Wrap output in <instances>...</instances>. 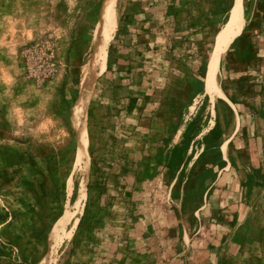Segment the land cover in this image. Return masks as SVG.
Listing matches in <instances>:
<instances>
[{
  "label": "crops",
  "instance_id": "0c3cea01",
  "mask_svg": "<svg viewBox=\"0 0 264 264\" xmlns=\"http://www.w3.org/2000/svg\"><path fill=\"white\" fill-rule=\"evenodd\" d=\"M15 8L0 11V75L37 25ZM113 14L86 110L111 196L89 199L101 239L80 262L264 264V33L242 0H116Z\"/></svg>",
  "mask_w": 264,
  "mask_h": 264
},
{
  "label": "rangeland",
  "instance_id": "374dc122",
  "mask_svg": "<svg viewBox=\"0 0 264 264\" xmlns=\"http://www.w3.org/2000/svg\"><path fill=\"white\" fill-rule=\"evenodd\" d=\"M11 2L23 21L37 25L0 75V264H84V257L96 258L90 242L101 239L89 199L99 195V206L109 201L101 180L111 169L88 145L92 90L83 114L76 117L75 110L107 0H0V11ZM115 5L112 0L113 11ZM242 11L245 21H254L252 29L264 33V0H242ZM198 76L203 83L202 69ZM200 101L192 114L204 109ZM188 187L187 193H199L198 186ZM260 254L264 259V250Z\"/></svg>",
  "mask_w": 264,
  "mask_h": 264
},
{
  "label": "bare ground",
  "instance_id": "6f19581e",
  "mask_svg": "<svg viewBox=\"0 0 264 264\" xmlns=\"http://www.w3.org/2000/svg\"><path fill=\"white\" fill-rule=\"evenodd\" d=\"M104 23L103 30L100 34L99 41L97 43V47L95 49V54L92 61L88 63L83 72V84L81 90V96L75 110V116L77 117L79 114H83V111L86 107L87 99H89V95L91 93L95 78L97 77L96 68L98 66V57H102L104 54V50L107 46L108 40L110 38L112 29L115 24V18L112 9V0H107V4L105 6L104 12ZM83 142L81 141V150L83 149ZM84 151V149H83Z\"/></svg>",
  "mask_w": 264,
  "mask_h": 264
}]
</instances>
